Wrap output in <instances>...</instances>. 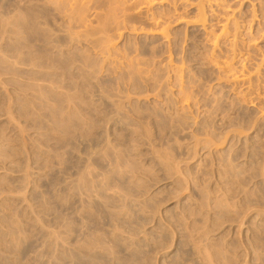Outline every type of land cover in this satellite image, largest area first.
I'll list each match as a JSON object with an SVG mask.
<instances>
[{"label":"rangeland","instance_id":"obj_1","mask_svg":"<svg viewBox=\"0 0 264 264\" xmlns=\"http://www.w3.org/2000/svg\"><path fill=\"white\" fill-rule=\"evenodd\" d=\"M222 3L0 0V264H264V0Z\"/></svg>","mask_w":264,"mask_h":264},{"label":"bare ground","instance_id":"obj_2","mask_svg":"<svg viewBox=\"0 0 264 264\" xmlns=\"http://www.w3.org/2000/svg\"><path fill=\"white\" fill-rule=\"evenodd\" d=\"M48 3L54 5V7L63 13L65 16V19L69 23H78L80 24L78 27H84V28H89L88 22L89 20V11L91 10L92 4H95L99 1L103 0H46ZM145 5L152 6L156 2H164L167 0H141ZM210 7L216 6L219 8H223L224 5L222 2L226 0H204ZM264 17V16H263ZM197 21L198 22H203L204 26H206V12L204 6H202L199 9V13L197 16ZM231 19L227 18L224 25L222 26V29L220 30V36H231L232 35V45H236L237 43V37H239V25L237 22L232 23L231 27ZM232 28V30H231ZM215 46L214 48L216 49L217 47V41L219 37L215 36ZM214 40V39H213ZM235 50V49H234ZM236 51V50H235ZM235 53V52H234ZM223 69L228 72L233 71V66L229 62H225ZM244 69V66L242 67ZM232 77L235 81L237 82H242L245 83L246 80L248 79V76L242 72L240 75H237L236 73L232 74Z\"/></svg>","mask_w":264,"mask_h":264}]
</instances>
